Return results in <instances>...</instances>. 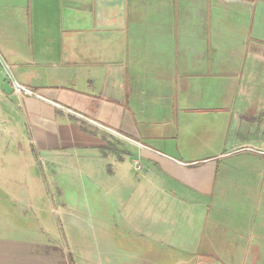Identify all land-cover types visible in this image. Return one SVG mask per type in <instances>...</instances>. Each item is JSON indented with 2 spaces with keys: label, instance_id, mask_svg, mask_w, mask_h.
<instances>
[{
  "label": "crops",
  "instance_id": "obj_1",
  "mask_svg": "<svg viewBox=\"0 0 264 264\" xmlns=\"http://www.w3.org/2000/svg\"><path fill=\"white\" fill-rule=\"evenodd\" d=\"M263 44L262 0H0V151L24 167L2 173L0 264H69L35 180L108 141L173 203L140 263L264 264V137L241 110Z\"/></svg>",
  "mask_w": 264,
  "mask_h": 264
},
{
  "label": "rangeland",
  "instance_id": "obj_2",
  "mask_svg": "<svg viewBox=\"0 0 264 264\" xmlns=\"http://www.w3.org/2000/svg\"><path fill=\"white\" fill-rule=\"evenodd\" d=\"M261 51L264 54V44ZM247 80L251 81L253 88L247 93L249 97L246 94L241 110L259 120L264 137V63L260 74L251 73ZM22 144L24 148L30 146L27 141ZM257 146L264 150V138L263 143ZM214 147L218 148V144ZM2 149L0 184L4 186L5 181L10 186V182L2 178V173L7 171L11 176L12 170L19 173L24 167L16 159L6 162L9 153ZM123 151L130 153L131 150L126 149L123 143L110 141L105 148H99L90 155H84L80 150H69L60 157L64 165L58 174L60 185H53L45 174L35 180L41 182V193L48 195L45 202L48 218L46 225L44 220H39L40 234L46 227L48 240L63 248L69 264H148L140 261L152 259V256L146 255L145 249L148 240L153 238L149 231L160 220L164 222L162 218L165 214L173 213V203L166 204L164 193L160 192V189L165 191L166 187L160 186L165 179H152L153 173L146 171L141 163L137 168L135 164L128 165L120 160L126 156ZM210 154H191V158ZM43 164L46 166L45 161ZM260 178L264 180V171ZM149 179L156 180L158 188L148 187L146 182ZM179 186L176 188L191 194L187 188ZM21 187V183L17 182L12 189L22 198ZM38 205L41 210V203ZM180 206L184 208L182 204ZM36 211L40 218V212ZM147 221L151 223L147 224ZM133 245L138 248L137 251L130 248Z\"/></svg>",
  "mask_w": 264,
  "mask_h": 264
}]
</instances>
